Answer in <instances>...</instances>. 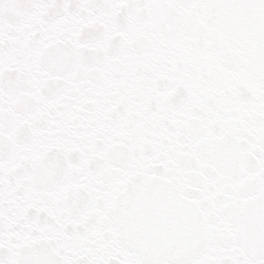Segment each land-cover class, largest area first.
I'll return each instance as SVG.
<instances>
[{
	"label": "snow or ice",
	"instance_id": "snow-or-ice-1",
	"mask_svg": "<svg viewBox=\"0 0 264 264\" xmlns=\"http://www.w3.org/2000/svg\"><path fill=\"white\" fill-rule=\"evenodd\" d=\"M0 264H264V0H0Z\"/></svg>",
	"mask_w": 264,
	"mask_h": 264
}]
</instances>
